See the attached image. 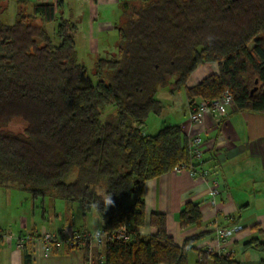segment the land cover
Wrapping results in <instances>:
<instances>
[{"label": "trees", "instance_id": "16d2710c", "mask_svg": "<svg viewBox=\"0 0 264 264\" xmlns=\"http://www.w3.org/2000/svg\"><path fill=\"white\" fill-rule=\"evenodd\" d=\"M57 11L58 5L19 2L14 21H0V187L77 204L83 216L94 211L103 233L129 221L131 240L108 241L97 264H188L193 246L209 233L176 245L166 217L151 213L154 234H139L145 183L189 162L180 125L147 135L145 122L162 111L159 88L171 95L183 90L189 104L227 92L236 111L264 115V0L124 3L117 53L97 58L91 77L78 63L76 23ZM51 24L53 38L46 30ZM204 64H216L218 73L187 88ZM108 106L116 115L102 123ZM15 121L23 125L19 132L9 129ZM73 171L75 179L66 183ZM101 180L104 196L95 191ZM177 221L180 228H200V205L186 203ZM247 247L264 254V243ZM202 250L198 264H232Z\"/></svg>", "mask_w": 264, "mask_h": 264}, {"label": "crops", "instance_id": "0c3cea01", "mask_svg": "<svg viewBox=\"0 0 264 264\" xmlns=\"http://www.w3.org/2000/svg\"><path fill=\"white\" fill-rule=\"evenodd\" d=\"M134 1L0 0V21L11 24L19 2L29 7L43 3L58 5V14L76 23L73 35L76 49L85 53V58L94 60L116 47L115 27L122 5ZM53 25L54 31L56 24ZM217 73L216 64L200 65L189 76L186 87H194ZM168 99L171 106L184 100L186 117L176 125L186 134L190 131L202 138L203 157L196 166L207 170L210 177L201 179L181 170L147 181L142 194L145 225L139 234L143 238L154 234L148 223L151 213L166 217L167 233L176 245L192 235L209 233L188 254V264H198V251L214 236L215 230L236 225L239 229L221 248L222 256L230 258L232 264H260L264 254L247 244L264 243V115L227 108L226 117L208 114L200 125L190 127L189 103L183 90L173 95L168 93ZM194 101L197 103L199 99ZM213 178L217 181V193L210 196ZM40 202L38 205L16 188H4V202L0 199V264H84L85 247L72 248L67 238L73 233H97L103 221L98 220L94 211L83 216L77 204L64 205L45 199ZM189 202L200 205V228L179 227L177 216ZM62 214L64 222H59ZM95 226L99 228L94 230ZM45 234L55 240L49 249L42 241ZM86 247V264H97L104 250L95 245ZM207 262L211 264L210 260Z\"/></svg>", "mask_w": 264, "mask_h": 264}, {"label": "built area", "instance_id": "2783aa9c", "mask_svg": "<svg viewBox=\"0 0 264 264\" xmlns=\"http://www.w3.org/2000/svg\"><path fill=\"white\" fill-rule=\"evenodd\" d=\"M227 108L234 109V103L229 93H223L218 99L212 101H199L188 105V124L190 127L200 125L205 116L213 114L218 118H224L228 115ZM189 162L187 166L176 167L174 171L187 170L190 175L197 176L201 179H208L210 173L207 170L198 169L197 163H200L203 157V140L197 134L188 132L186 134ZM217 181L215 178L211 179L210 196H214L217 191ZM131 223L126 221L116 231L112 233H73L71 237L67 238V243L70 247H77L81 245L83 248L90 245H95L98 248L104 249L108 241L128 242L131 240L130 236ZM236 225L230 227H220L215 230L214 236L202 246V251L207 255H223L221 248L225 243L238 231ZM42 241L49 249L52 243H55L52 235L45 234ZM20 245L22 241L19 242ZM103 260V257L101 258Z\"/></svg>", "mask_w": 264, "mask_h": 264}, {"label": "rangeland", "instance_id": "374dc122", "mask_svg": "<svg viewBox=\"0 0 264 264\" xmlns=\"http://www.w3.org/2000/svg\"><path fill=\"white\" fill-rule=\"evenodd\" d=\"M121 22H123V20L121 19ZM54 28V25H47L46 26V30L48 32V34L52 37V29ZM53 38V37H52ZM117 46V45H116ZM77 51V59H78V63L83 65L86 70L88 75L91 77L92 72L94 70L95 67V62L97 60V58H95L94 60L91 58H85V53L83 54V52L81 50H79L78 48L76 49ZM117 53V47H114L111 52H108L107 55L108 56H114ZM104 55V56H107ZM103 56H100L98 58H102ZM85 58V59H84ZM95 80V79H94ZM168 89L169 88H159L156 91V96L155 98L161 103L162 106V111L160 113L159 116L150 114L145 122V129H144V133L147 135H154L156 132H158L159 130L167 127V126H171V125H176V124H180L182 121L185 120L186 114H185V102L184 100L182 102H176L174 106L170 105V101L168 99ZM116 115V107L115 106H108L106 107L103 111L102 114L100 116V121L102 123H104L105 121L115 117ZM23 128V125H21V123H19L18 121H15L14 123L10 124L9 129L12 132H19L21 131ZM76 177V171H73L68 178L66 179V183H70L72 182ZM105 190H106V184L104 180H101L99 182L98 187H95V191L99 196H104L105 195ZM0 199L1 202H4V186L0 187ZM47 202L53 201L56 203V201H58L59 203H63L68 204L64 201L61 200H57L50 197H46L44 198ZM42 199H38L35 200L37 201V204L40 205V201ZM62 204V205H63ZM94 213V212H92ZM64 214H62L59 217V222H64ZM98 220L100 219L99 217H97ZM76 220H78L76 218ZM101 222V220H99ZM99 228L98 226L94 227V230ZM94 234V233H92ZM72 235V234H71ZM70 235V237H71Z\"/></svg>", "mask_w": 264, "mask_h": 264}, {"label": "clouds", "instance_id": "9594fccd", "mask_svg": "<svg viewBox=\"0 0 264 264\" xmlns=\"http://www.w3.org/2000/svg\"><path fill=\"white\" fill-rule=\"evenodd\" d=\"M109 203L114 204V201H111V200H110Z\"/></svg>", "mask_w": 264, "mask_h": 264}]
</instances>
